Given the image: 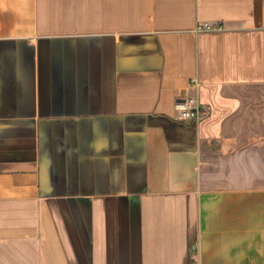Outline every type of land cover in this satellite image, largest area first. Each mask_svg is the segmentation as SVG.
<instances>
[{"label": "crops", "instance_id": "1", "mask_svg": "<svg viewBox=\"0 0 264 264\" xmlns=\"http://www.w3.org/2000/svg\"><path fill=\"white\" fill-rule=\"evenodd\" d=\"M0 264H264V0H0Z\"/></svg>", "mask_w": 264, "mask_h": 264}, {"label": "built area", "instance_id": "2", "mask_svg": "<svg viewBox=\"0 0 264 264\" xmlns=\"http://www.w3.org/2000/svg\"><path fill=\"white\" fill-rule=\"evenodd\" d=\"M198 30H212V28L210 26H199ZM177 107L182 118L188 121H199L207 112L197 96L178 101Z\"/></svg>", "mask_w": 264, "mask_h": 264}]
</instances>
